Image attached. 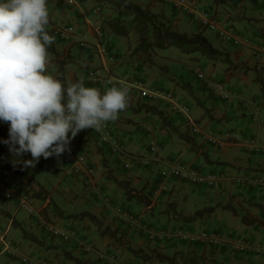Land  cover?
Here are the masks:
<instances>
[{"label":"crops","instance_id":"1","mask_svg":"<svg viewBox=\"0 0 264 264\" xmlns=\"http://www.w3.org/2000/svg\"><path fill=\"white\" fill-rule=\"evenodd\" d=\"M131 1L163 15L180 31L188 34L201 31L215 47L227 52L229 64L212 61L198 53L168 50L163 54L158 51L155 62L163 69L153 77L143 65L141 69L136 66V72L132 67L134 62L121 60L132 58L129 44L123 45L126 44L124 37L109 32L107 44L118 61L114 65L116 79L130 83L135 75L146 85L172 91L175 101L189 106L190 119L174 109L169 100L143 98L136 89L129 87V106L115 122H107L113 129L115 145L99 144L89 129L80 131L70 141V149L85 154L87 165L93 168L89 178L72 173L71 163L63 155L41 157L35 168H22L17 164L15 167L24 170L26 176L0 168V177L9 185L32 192L41 188L39 195H45L43 199L37 195L31 197L37 211L29 215L25 210L21 212L16 196L8 199L0 193V226L7 228L8 236L22 254L43 264H76L68 258L69 254L84 264H185L180 257L174 263L144 260L132 255L113 237L100 234L87 217H63V214L82 210L94 214L110 229L121 230L131 245L146 252L158 250L167 255L178 250L183 254L194 252L204 258L197 264H216L215 261L264 264V90L261 89V85L264 88V0H196L221 24L235 29L240 39L237 44L221 40L196 15L185 13L175 0ZM94 4L93 0H79L78 6H66L60 0H48L49 34L52 35L50 26L56 22L73 23L75 32L69 41L53 35L54 51L49 52L46 74L62 83L82 80L86 87H95L103 94L108 88L121 85L117 82L111 86L95 84L86 76L88 67L103 61L92 48L80 44L82 40L94 42L89 25L83 22ZM169 53L176 58L168 59ZM196 64L200 65L203 78L193 75L191 68ZM164 72L167 78L161 80L159 87V82L154 84L155 78L159 80ZM180 81L191 86L193 95L188 94ZM215 82L222 83L228 98L214 94ZM144 104L160 109L165 121L146 111ZM1 122L0 141L8 139L9 127ZM192 124L199 125L203 133L229 130L244 138H253L258 148L237 142L217 147L208 143L203 133H192ZM31 158L30 153L22 157ZM12 161L8 146L0 143V162L13 165ZM176 165L215 173L220 179L214 186L190 183L171 175ZM161 182L165 189L154 196L153 191ZM123 186L135 195L127 198ZM223 203L231 206L235 213L218 205ZM205 206L214 207L193 220L176 217L190 215ZM48 217H53L58 225L75 229V238L69 243L54 238L46 228ZM21 226L37 236L41 243L24 237L19 229ZM178 229L215 231L223 242L218 246H206L197 241H184L174 235ZM12 230L14 235H10ZM237 243L246 248L241 251L235 246ZM86 244L90 245L88 250L84 248ZM100 254L104 257L100 258Z\"/></svg>","mask_w":264,"mask_h":264},{"label":"clouds","instance_id":"2","mask_svg":"<svg viewBox=\"0 0 264 264\" xmlns=\"http://www.w3.org/2000/svg\"><path fill=\"white\" fill-rule=\"evenodd\" d=\"M96 4H100L102 8L100 16L104 23L105 16L103 15L102 3L95 2L94 5ZM47 5L48 0H0V121L7 123L9 126L8 139L2 140L0 143L8 146V150L13 156V167L19 164L22 168H35L41 157L47 159L56 156L59 158L63 153L71 151L69 147L70 141L80 131L85 129L100 131L106 122H115L119 118V114L129 106L130 88L127 85H122L121 87L113 86L102 94L95 87H86L82 80L62 83L60 79L55 78L53 75L46 74L50 63L48 49L55 43V37L51 32L53 24L50 26V33L52 35L49 34L48 30L49 10ZM83 22H85L84 19ZM70 24L75 29V25L73 23ZM104 27L107 44L108 29L105 23ZM112 54H114L117 60L115 53ZM136 66L137 63L134 62L133 68ZM106 73L110 75L109 70ZM135 77L137 76L133 75L130 82ZM126 81L129 80L126 79ZM26 153H30L32 158L22 159ZM20 189L24 190L30 198L29 191L26 188ZM34 207L37 211V207L35 205ZM47 223L58 225L52 221H48ZM61 227L72 229L76 232L73 228ZM140 228L145 227L140 223ZM6 235L9 237L8 233ZM10 239L12 240V238ZM12 242L18 248L19 256H13L4 252L5 254L11 258H17L21 264H43L37 263L34 259L22 254L16 243L13 240ZM204 244L206 246H218ZM86 246L90 248L88 244L84 245V248ZM236 247L238 248V246ZM243 249L240 250L242 251ZM0 251L3 252L1 248ZM22 256L27 257L32 262H22L20 260ZM125 264L135 263L129 262Z\"/></svg>","mask_w":264,"mask_h":264},{"label":"built area","instance_id":"3","mask_svg":"<svg viewBox=\"0 0 264 264\" xmlns=\"http://www.w3.org/2000/svg\"><path fill=\"white\" fill-rule=\"evenodd\" d=\"M62 4L68 6H78V0H60ZM175 3L187 14L196 15L202 22V24L209 28L213 29L217 36L227 42H232L234 44L239 42V36L236 31L227 25L220 23L219 19L214 16L212 13L208 12L202 8L196 0H175ZM102 8L100 4L93 5L89 12L85 14L84 21L89 25L93 36L94 42L88 43L87 41H80L82 46L92 48L94 53L101 58L103 61L98 66L89 67L86 70V76L89 81L95 84H106L111 85L113 81H117L121 86L127 85L128 87H133L138 90L140 96L149 97L153 100L160 98L167 99L171 102V105L174 109L182 112L188 119H190V109L188 105H180L177 101L174 100L173 94L171 91H164L158 88H147L143 80L139 77L132 79L130 83L124 82L118 79H115L113 76L107 74L110 64H113L116 61L114 54L110 52L106 44V35L104 23L101 19ZM74 26L70 23H56L51 26L52 34L64 41H69L72 39L74 34ZM193 75L196 78H203V72L200 65L196 64L192 67ZM214 94L219 98H228V93L224 89L222 83L215 82L212 86ZM2 128V122L0 121V129ZM93 132L99 141V143L104 145L113 146L115 145V137L112 128L106 122L100 131L89 129ZM192 133L202 134V128L197 124H192L191 126ZM204 139L217 147L226 145L228 142H237L244 145H250L254 148H258L253 138H244L241 134L232 132L229 130L216 132V133H203ZM153 150V146H151ZM63 157L71 163V172L81 176L89 178L93 173V168L89 165L88 159L85 154L74 152H65L62 154ZM171 174L175 177L184 179L191 183L195 184H204L206 186H214L219 181V176L215 173H202L197 170L191 169L185 165H176L171 169ZM165 189L163 182L159 183L154 189V195H158L161 191ZM0 192L5 198L11 199L16 196L18 198V205L22 207L27 214H35L36 210L28 194L21 190L18 186L9 185L4 179L0 178ZM138 227L140 223L132 221ZM47 229L50 233L64 242H69L75 236L76 232L72 229H66L64 227L58 226L55 223H47ZM6 228L0 227V248L3 252H6L13 256H19L18 248L13 244L12 240L6 235ZM178 238L186 241H199L212 245H219L222 242V238L215 232L209 231H199L192 232L188 229H178L174 232ZM233 246V244H231ZM238 248L243 249L245 245L241 243L235 244ZM257 247H260L257 245ZM86 250L89 249V246L85 247ZM99 257H103V254H100ZM20 260L25 263L32 262L25 256L20 257Z\"/></svg>","mask_w":264,"mask_h":264},{"label":"trees","instance_id":"4","mask_svg":"<svg viewBox=\"0 0 264 264\" xmlns=\"http://www.w3.org/2000/svg\"><path fill=\"white\" fill-rule=\"evenodd\" d=\"M93 1L96 3H106L110 7V13H113V15L108 18L105 17L104 19V23L109 32L125 38L129 37L131 33H134L133 46L130 49V54L132 55V58L134 60L143 61L148 57L149 51L151 49H161L174 46L184 53H198L212 61H221L227 64H229L230 62L227 52L221 51L217 47H215L201 31H195L190 34L180 31L176 27H174L169 21H167L163 17V15L159 14L158 12H152L147 8H143L140 5L133 3L131 0ZM108 49L110 50L109 47ZM48 51H54L53 45L49 47ZM138 64L139 63H137V67ZM179 83L188 92V94L193 95L192 88L190 85L186 84V82L184 81H180ZM261 89L263 92L264 88L262 85ZM144 109L151 113L157 114L162 119V121H165V117L163 116L162 111L156 106L151 104H144ZM0 168L12 170L14 173L20 176H26L24 170L13 167V165L8 162H0ZM123 189L127 198H130L132 195H135L130 192L131 189L127 186H123ZM40 191L41 188H39L37 191H33L32 193L34 196L37 195L43 199L45 195L42 194V196H40ZM218 205L223 208H228L233 213H235V210L227 203ZM213 207L214 206H205L196 209L190 215L179 214L176 215V217L184 219L186 221L193 220L198 217H201L203 214L211 212ZM57 213H60V211L57 210ZM63 217L79 219L87 217L92 221V223L96 225L100 234H107L110 237L117 239L119 244L124 245L128 252L144 260L174 263L176 261V258L180 257L183 263L185 264H197L204 259L201 256L196 255L194 252H187L183 254L179 250L174 251L171 255L164 254L158 250L146 252L141 247L131 245L129 240L125 237L121 235L116 236V229H110L107 225H103L102 228V221L97 219L94 214L87 210L63 214ZM19 229L24 237L34 242L41 243L37 236L33 235L30 231L26 230L22 226ZM68 258H70L76 264H84L76 256L69 254ZM215 263L221 264L219 261H215Z\"/></svg>","mask_w":264,"mask_h":264},{"label":"rangeland","instance_id":"5","mask_svg":"<svg viewBox=\"0 0 264 264\" xmlns=\"http://www.w3.org/2000/svg\"><path fill=\"white\" fill-rule=\"evenodd\" d=\"M102 4H105V3H102ZM102 7H103V15L106 17V15H108V14H110V7L108 6V5H102ZM109 35H110V33H109V31H107V37H109ZM133 39H134V33H131L130 34V36L129 37H127V38H125L124 37V42L123 43H128L129 44V49H131V47L133 46ZM127 43L126 44H123V45H127ZM132 44V45H131ZM168 50H171V51H175V52H179V49L178 48H176V47H174V46H170V47H167V48H161V49H151L150 51H149V55H148V57L146 58V59H144L143 61H138V60H134L133 58H123V59H121L122 61H125V62H136V63H139L138 64V69L140 68V66H144L145 67V69H147L148 68V71L150 72V74L154 77L159 71H162V67H160V66H158V65H156V60H157V58H158V56H157V53H158V51L159 52H167ZM170 52V51H169ZM124 54V53H123ZM164 54V53H163ZM167 56H169L168 57V59L170 58H176V55L175 54H171V53H169ZM122 58V57H121ZM121 61V62H122ZM118 61H116V63H117ZM114 65H115V63H113L112 65H110L111 66V68L110 69H108L109 70V73H110V75H112L114 78H116L115 76H116V74L114 73ZM133 65V64H132ZM113 66V67H112ZM133 67V66H132ZM193 67V66H192ZM136 68V67H135ZM137 69V70H138ZM141 69V68H140ZM153 73V74H152ZM193 73V72H192ZM164 74L165 75H161L160 76V81L158 80V78H155L156 79V82L154 83L155 85H157V83L159 82V87H161L160 86V83H161V80H164V79H166L167 78V75H166V73L164 72ZM117 77H119V76H117ZM156 77V76H155ZM169 77V76H168ZM114 83H116V81H113V84ZM112 84V85H113ZM111 86V85H110ZM146 87H154L153 85L152 86H150V85H146ZM163 90V89H162ZM164 91H166V90H164ZM212 133H216V132H212ZM55 184V183H54ZM28 191H30V190H28ZM29 194H30V198L33 196V193H32V191H30L29 192ZM24 209H21V212L23 211ZM53 217H51V218H49L48 217V220L49 221H52V222H56V220L55 219H52ZM95 225V224H94ZM103 225H104V223H102V228H103ZM97 228V227H96ZM98 230V229H97ZM99 231V230H98ZM13 230L10 232V235H12L13 233ZM115 234H116V236H119V235H121V236H123V232L120 230V231H118V229H117V232H115ZM14 235V234H13ZM10 238H11V236H9ZM123 237H125V236H123ZM126 238V237H125ZM126 239H128V238H126ZM13 240V239H12ZM115 241H117L118 242V240L117 239H114ZM129 240V239H128ZM14 241V240H13ZM124 246V245H123ZM19 261L17 260V258H10V256L9 255H7V254H5L4 252H1L0 251V264H21V263H18ZM129 263V262H128Z\"/></svg>","mask_w":264,"mask_h":264}]
</instances>
